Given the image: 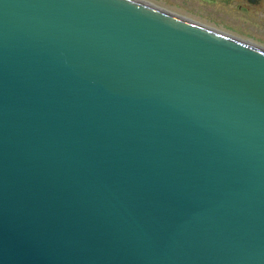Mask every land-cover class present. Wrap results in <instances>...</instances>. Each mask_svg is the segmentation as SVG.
<instances>
[{
    "label": "water",
    "instance_id": "obj_1",
    "mask_svg": "<svg viewBox=\"0 0 264 264\" xmlns=\"http://www.w3.org/2000/svg\"><path fill=\"white\" fill-rule=\"evenodd\" d=\"M0 264H264V42L169 0H0Z\"/></svg>",
    "mask_w": 264,
    "mask_h": 264
},
{
    "label": "rangeland",
    "instance_id": "obj_2",
    "mask_svg": "<svg viewBox=\"0 0 264 264\" xmlns=\"http://www.w3.org/2000/svg\"><path fill=\"white\" fill-rule=\"evenodd\" d=\"M230 30L264 42V0H169Z\"/></svg>",
    "mask_w": 264,
    "mask_h": 264
}]
</instances>
